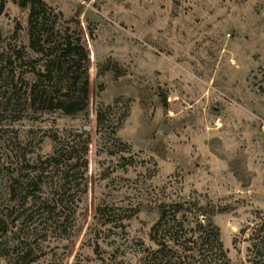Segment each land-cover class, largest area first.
<instances>
[{"label": "rangeland", "instance_id": "obj_1", "mask_svg": "<svg viewBox=\"0 0 264 264\" xmlns=\"http://www.w3.org/2000/svg\"><path fill=\"white\" fill-rule=\"evenodd\" d=\"M42 1L50 41L80 39L86 106L30 101L44 59L8 0L0 264H150L174 203L195 209L181 230L204 214L228 264H264V0Z\"/></svg>", "mask_w": 264, "mask_h": 264}, {"label": "trees", "instance_id": "obj_2", "mask_svg": "<svg viewBox=\"0 0 264 264\" xmlns=\"http://www.w3.org/2000/svg\"><path fill=\"white\" fill-rule=\"evenodd\" d=\"M7 1L0 0V13ZM16 3L20 8H28L29 21L34 23L30 34L35 30L36 36H32V40L35 41L32 46H39L38 51L44 59L40 82L42 88L30 101H33V104L35 102L49 104L48 106H52L53 110L61 111L66 115L84 110L87 99V66L86 54L78 35L73 45L70 44L66 34L61 42L50 41L54 31L44 30L47 23L45 12L48 8L45 3L42 0H16ZM86 47L88 49L87 43ZM88 76L90 80V75ZM63 83L66 86H63ZM35 88L36 86H33L31 93H34ZM60 92L61 99L56 95ZM74 93L76 95L72 98ZM15 99L11 98V100ZM76 99L81 103L79 100L76 102ZM77 103H80V109L75 108L78 106ZM194 210L193 205L189 203L164 205L158 210L159 217L152 227V239L158 250L155 252V259L152 256L150 261L152 264L154 262L155 264H228L216 229H213L208 220H199L204 214L197 213L194 225L189 223L188 231L181 230L183 221L177 215L181 211L193 214Z\"/></svg>", "mask_w": 264, "mask_h": 264}]
</instances>
